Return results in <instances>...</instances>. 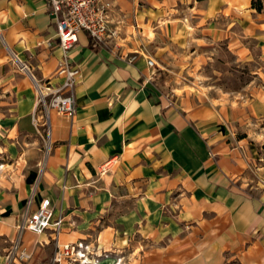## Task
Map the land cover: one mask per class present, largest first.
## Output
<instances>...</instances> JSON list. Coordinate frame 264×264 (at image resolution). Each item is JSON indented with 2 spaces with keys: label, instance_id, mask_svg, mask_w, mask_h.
<instances>
[{
  "label": "crops",
  "instance_id": "obj_1",
  "mask_svg": "<svg viewBox=\"0 0 264 264\" xmlns=\"http://www.w3.org/2000/svg\"><path fill=\"white\" fill-rule=\"evenodd\" d=\"M113 2L115 37L94 46L81 31L69 51L77 112L50 111L45 151L34 82L62 80L55 23L44 0H0V156L13 167L0 264H50L55 239L83 240L96 264L137 252L143 264H264V89L169 96L145 57L224 41L242 60L250 39L264 60V0ZM44 198L58 235L26 230L31 258L6 262L21 214Z\"/></svg>",
  "mask_w": 264,
  "mask_h": 264
},
{
  "label": "built area",
  "instance_id": "obj_2",
  "mask_svg": "<svg viewBox=\"0 0 264 264\" xmlns=\"http://www.w3.org/2000/svg\"><path fill=\"white\" fill-rule=\"evenodd\" d=\"M48 13L54 20L56 27V45L61 48L62 56L58 62L56 74L61 75L62 80L53 83L50 79L35 80V107L32 119L38 128L40 120L45 125L47 143L49 142L50 127L49 114L51 110L73 118L77 112L75 87L80 77V69L69 60V51L76 44L78 34L85 32L94 46L106 45L116 35L111 29L113 0H44ZM47 46L53 47L52 41H47ZM114 46H116L114 44ZM117 47V46H116ZM130 60L135 55H126ZM146 57V63L155 73L156 62L150 56ZM26 65H22L24 69ZM108 163L103 165L102 172ZM30 204V201H29ZM54 209L49 198H44L38 208L31 211L29 206L21 214L16 225L17 235L12 239L6 253V262L26 261L31 258V251L27 249L23 241V233L30 230L40 234L52 228L58 235L61 226V216L53 220ZM88 245L83 240L59 242L55 239V248L50 264H96L98 258L91 257Z\"/></svg>",
  "mask_w": 264,
  "mask_h": 264
},
{
  "label": "rangeland",
  "instance_id": "obj_3",
  "mask_svg": "<svg viewBox=\"0 0 264 264\" xmlns=\"http://www.w3.org/2000/svg\"><path fill=\"white\" fill-rule=\"evenodd\" d=\"M172 46L170 45L163 55L158 54L155 67L157 85L169 96L174 93L181 94L183 91L233 95L241 91L250 94L264 89V60L256 52V43L250 39L249 47L252 48V54L242 60L226 47L224 41L202 45L199 56L197 51L189 48L178 49ZM151 48L150 51L155 50L154 47ZM40 121L42 123L43 119ZM39 128L45 145L43 149L46 151L48 143L45 125ZM11 172H13L11 160L1 155L0 185L10 179ZM119 264L143 263L142 258H138L137 252L135 259L123 255Z\"/></svg>",
  "mask_w": 264,
  "mask_h": 264
}]
</instances>
